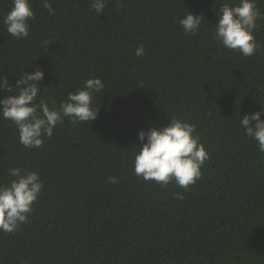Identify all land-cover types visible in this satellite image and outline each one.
<instances>
[{"label": "trees", "instance_id": "1", "mask_svg": "<svg viewBox=\"0 0 264 264\" xmlns=\"http://www.w3.org/2000/svg\"><path fill=\"white\" fill-rule=\"evenodd\" d=\"M30 2L18 40L3 25L12 0H0V76L14 87L40 68L37 102L57 108L88 78L105 87L95 121L66 118L39 149L0 118V184L21 167L44 185L28 223L0 231V264H264V152L239 123L264 107V19L245 57L214 40L218 9L238 0H107L100 16L93 0H50L54 15ZM187 12L204 17L196 35L179 24ZM173 117L196 125L209 154L187 192L134 174L138 133Z\"/></svg>", "mask_w": 264, "mask_h": 264}, {"label": "clouds", "instance_id": "2", "mask_svg": "<svg viewBox=\"0 0 264 264\" xmlns=\"http://www.w3.org/2000/svg\"><path fill=\"white\" fill-rule=\"evenodd\" d=\"M43 7L54 15L50 0H42ZM107 0H93L92 10L101 15ZM30 0H12L11 10L3 17V25L9 35L18 40L30 36L29 21L34 19ZM218 23L214 27V40L224 48L238 51L245 57L256 54L260 45L253 33L257 21L264 19V13L257 7L256 0H238V3H224L217 12ZM203 15L187 12L179 20L186 35L198 34ZM48 45V41H44ZM49 46V45H48ZM145 48L140 45L135 50L137 57H143ZM45 73L35 68L32 73L23 72L15 86L5 76H0V118L11 121L18 130L19 141L25 148L43 147L45 138L51 139L58 124L67 118L72 123L95 121L99 109L93 106L94 95L101 92L105 85L100 78H88L83 87L69 92L67 99L59 107L49 106L43 99L37 102L42 89L40 82ZM264 107L260 111L245 114L240 118V127L245 135L254 140L261 152H264ZM167 126L149 127L138 133L141 147L134 157V174L145 182L153 181L161 187L175 182L185 192L202 177L201 168L209 159L206 147L201 143L196 125L173 117ZM253 122H255L253 124ZM10 179L0 184V231L14 233L22 224L28 223L44 187L43 181L35 171L21 167L7 169ZM108 183H119L115 176L107 178ZM175 199H184L182 193H175Z\"/></svg>", "mask_w": 264, "mask_h": 264}]
</instances>
